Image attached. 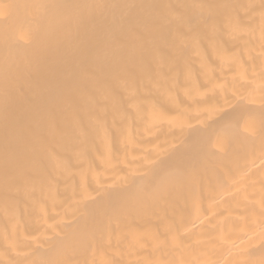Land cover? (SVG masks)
<instances>
[{
  "label": "bare ground",
  "instance_id": "bare-ground-1",
  "mask_svg": "<svg viewBox=\"0 0 264 264\" xmlns=\"http://www.w3.org/2000/svg\"><path fill=\"white\" fill-rule=\"evenodd\" d=\"M0 264H264V0H0Z\"/></svg>",
  "mask_w": 264,
  "mask_h": 264
}]
</instances>
